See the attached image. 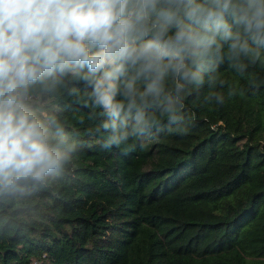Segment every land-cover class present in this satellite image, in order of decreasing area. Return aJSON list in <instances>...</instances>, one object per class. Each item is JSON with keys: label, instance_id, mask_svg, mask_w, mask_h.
Here are the masks:
<instances>
[{"label": "trees", "instance_id": "obj_1", "mask_svg": "<svg viewBox=\"0 0 264 264\" xmlns=\"http://www.w3.org/2000/svg\"><path fill=\"white\" fill-rule=\"evenodd\" d=\"M219 76L223 104L207 85L187 96L185 132L109 149L83 81L40 100L77 151L0 192V264H264V69Z\"/></svg>", "mask_w": 264, "mask_h": 264}, {"label": "clouds", "instance_id": "obj_2", "mask_svg": "<svg viewBox=\"0 0 264 264\" xmlns=\"http://www.w3.org/2000/svg\"><path fill=\"white\" fill-rule=\"evenodd\" d=\"M226 62L264 69V0H0V192L45 183L77 151L37 107L67 78L90 89L109 149L185 132L184 101L206 85L223 104Z\"/></svg>", "mask_w": 264, "mask_h": 264}, {"label": "built area", "instance_id": "obj_3", "mask_svg": "<svg viewBox=\"0 0 264 264\" xmlns=\"http://www.w3.org/2000/svg\"><path fill=\"white\" fill-rule=\"evenodd\" d=\"M36 264H39L38 262Z\"/></svg>", "mask_w": 264, "mask_h": 264}]
</instances>
